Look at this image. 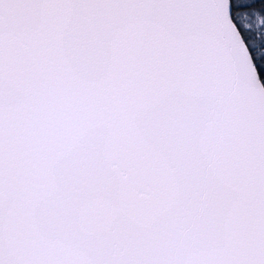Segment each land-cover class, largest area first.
Returning <instances> with one entry per match:
<instances>
[{"label":"snow or ice","instance_id":"obj_1","mask_svg":"<svg viewBox=\"0 0 264 264\" xmlns=\"http://www.w3.org/2000/svg\"><path fill=\"white\" fill-rule=\"evenodd\" d=\"M0 264H264V0H0Z\"/></svg>","mask_w":264,"mask_h":264}]
</instances>
